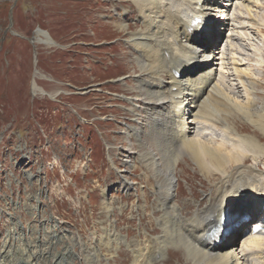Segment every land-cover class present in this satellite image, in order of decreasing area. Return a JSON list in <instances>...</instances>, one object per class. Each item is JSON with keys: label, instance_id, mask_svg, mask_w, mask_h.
Masks as SVG:
<instances>
[{"label": "rangeland", "instance_id": "374dc122", "mask_svg": "<svg viewBox=\"0 0 264 264\" xmlns=\"http://www.w3.org/2000/svg\"><path fill=\"white\" fill-rule=\"evenodd\" d=\"M64 1L0 0V142L2 139L0 151H3V153H0V249L11 231L14 230L17 237L19 231L26 226L28 228L36 227L37 234L28 231L22 232L21 237L29 245H34L37 240L48 241V235L57 233L62 239L59 244H55L52 248V254L61 256L62 264H68L69 262L70 264H85L84 261H79L78 257L85 255L87 249H82V246L77 243V236L89 239L90 235L94 234V237H98L101 234V228H108L110 225L101 212L100 190H97L96 194H92L89 199L82 197L78 199L79 201H75L76 199L69 201V199L62 198L51 200L35 197L33 195L34 188L32 187L33 179L30 175L34 158L32 142L35 139V130H38L39 133L42 128L47 130L45 131L46 143L43 147H37L38 150L39 148H45L49 138L57 135L62 138L64 137L63 134L68 136L69 141L66 140L65 142H71L70 146L75 144V136L79 137L80 151L81 148L91 150L93 162L91 166L95 168V175L98 176L100 189H105L108 197L112 199L110 222H116L122 232L128 229L130 239L140 240L144 233V226H151L153 228L151 233H156L157 228L153 226L150 216L143 214L141 209H138L141 218V225L139 226V216L134 209L139 207V203L134 199L132 188L137 190L138 187H141V184L143 185L145 198L148 202V211L153 210L155 207V197L151 193L150 186L143 183L144 178L140 167L132 172V175L128 178L127 182L133 185L128 189L125 188L123 192L120 189V192L115 193L116 187L125 185L120 180L119 174L114 172V174L110 173L106 176L107 173L104 172L107 169L106 160L103 157L106 146L105 142L101 140V136L107 143L112 141L121 147L126 145V135L125 140H123V136L120 134L121 118L125 111L114 107V104L118 103L117 101H122L120 100L123 94L122 89L132 95L133 99H138L137 101L142 109H149L153 106L143 105L144 102L140 99L145 98V96L138 83L139 79H133L134 76L140 75V81L149 80L146 72H143L146 67L142 65L141 61L135 57L137 55L133 54V50L129 48L131 38L127 36L128 32L130 30L134 32L135 26H140L137 12L133 9L131 0H105L110 7L103 0ZM218 1L222 5L226 3L221 2V0ZM60 3L62 7L58 6ZM65 4L72 11L79 10V22L73 12L71 17L66 14V11L70 10L65 8ZM81 4L83 7H87V20L84 19L83 13L80 16ZM229 4H232L233 7L234 1L232 0ZM232 7H230V13H233ZM252 7V14L257 16L255 20L259 30L250 32L251 35L247 37L248 40L246 36H242V42L236 38L232 42L237 46L240 44L239 42L242 43V46L244 45L242 52L236 55L241 61L238 62L240 64L239 69L250 70V74L244 72L249 75V81L252 79L257 84L253 89L257 106L261 107L264 105V69L259 72L254 62L248 63V66L244 64L247 62L246 59L253 56L254 53L259 56L264 65V32H261L264 31V0H254V6ZM109 9H112L115 14L113 22L106 21L99 16L103 12L108 19L112 20L110 11H105ZM122 9H125L127 13L125 15L126 23L131 24L129 29L118 24V14H122ZM130 14L132 15L129 16ZM238 14L244 18L241 11ZM214 20L219 23L217 17ZM85 22L88 24H85ZM241 22L246 24L245 21ZM59 23L63 27L65 26L66 29L58 27ZM221 24L220 21L214 28V31L218 34V37L216 36L218 40L216 50H213L214 55L212 58L210 57L211 69L215 74L220 69L219 56L216 53L222 48L226 37L229 39L228 31ZM37 28L47 29L49 32L48 37L55 45L43 44L39 41L38 39L43 38L38 34ZM237 33H240V31ZM29 38L34 41L33 48L27 42ZM118 40L121 41L120 44L123 41L127 52L125 54L124 48H122L117 56L121 57V62L124 63L130 73L126 76L128 85L122 86V89L119 85L122 82L118 78L119 71L112 67L116 65L114 60L109 58L111 65H108V59L103 58V53L109 54L111 49L120 50L119 45L110 46L112 42ZM86 43L88 50H86ZM66 50H69L71 54L67 53ZM84 51H86V55L83 56ZM100 58L103 60L101 61ZM226 58L227 60L224 63L228 64L230 63L228 59L233 57L230 53H227ZM98 60L100 64L103 62L101 67L98 66ZM139 66H143L141 70ZM68 67L77 70H68ZM229 67L233 68L234 66L229 65ZM43 74L50 78H43ZM228 74L231 76L226 78V82L229 84L236 83L233 69L229 70ZM111 79L114 80L111 81ZM62 81L67 84L72 83L80 89H74L68 85L61 87L55 84ZM245 82L241 83L238 80V83H236L235 96L240 101L246 98L243 89V86L247 83ZM33 83L42 88L43 92L52 100L57 93L62 91L64 95L62 94L57 98V101L61 104L59 105L57 101L51 102V99L47 100L46 96H43L44 93H37L33 99L31 96V85ZM101 84L106 85L101 88ZM112 86H114L115 92H113ZM36 91L38 90L36 89ZM122 102L124 103V101ZM57 105L64 107L59 109ZM123 105L125 106V104ZM71 108L78 109L80 116H82L80 125L78 123L74 124ZM36 114L37 119L33 118ZM95 115H102L104 118L101 117L99 121L94 122L93 117ZM152 115L157 116V113L145 110L142 116L144 120L148 121ZM189 121L190 119L186 120L187 123ZM226 122L233 126L238 133H247L259 138L261 144L264 145V136L261 131L253 128L250 123L242 119V116L239 115V118L229 116ZM57 128L59 129L56 130ZM51 129L52 131H50ZM119 135L121 136L117 137ZM142 139L145 140L141 144H133V146L135 145L133 150L141 149V153H146L155 147L156 141L153 137L143 134ZM56 141L53 150L55 152L60 149L65 150L60 146L58 147ZM40 145H43V141L38 143V146ZM78 154L75 151V155L78 156ZM110 154L116 156L117 153L110 150ZM41 155L42 162L49 160V151H41ZM178 163L180 168L175 171V179L178 181L180 188L176 192V202L183 207V213L189 216L197 209L196 206L199 204L201 209L204 208L205 198H203V192L207 195L214 193L213 186L220 177L213 178L211 175L207 176L205 173H201L199 166L187 155L180 156ZM263 163L264 158L259 159L256 167L264 173ZM251 164L253 162L248 160L247 163L243 164V169L249 171V168L254 166ZM230 170L234 171L233 163ZM27 171L28 174L25 173ZM151 174L154 175L153 172ZM92 175L89 174L83 178L84 183L81 188L85 191L88 190V185L92 182ZM75 180L80 184L78 177H75ZM149 181L153 183L152 179H149ZM42 186L43 184H40L39 187ZM67 193L70 194L68 190ZM138 197H140L139 201L142 206L140 190L138 191ZM132 204H134V208H131ZM256 204L255 202V204H250L247 207L250 211H253L257 208ZM11 218L17 220L12 221ZM18 220L21 222L19 223ZM14 222L17 223L18 229L12 225ZM45 230L47 232L43 233ZM70 238H74L75 242H68L69 248L63 249L60 244H63V240L69 241ZM15 245L17 248L19 247L18 244ZM45 247H48V245L45 244ZM20 248H24V246L20 245ZM179 249H170V258L166 264H191V262L184 259V251L180 255L181 251ZM69 250L71 255L66 254ZM114 256H117L115 259L117 264H128L130 262L129 254L122 249L117 250ZM100 262H103L102 258H100Z\"/></svg>", "mask_w": 264, "mask_h": 264}, {"label": "bare ground", "instance_id": "6f19581e", "mask_svg": "<svg viewBox=\"0 0 264 264\" xmlns=\"http://www.w3.org/2000/svg\"><path fill=\"white\" fill-rule=\"evenodd\" d=\"M226 1L230 0H221ZM131 2L137 12L140 26H135L134 32L132 30L128 32L127 36L131 38L129 48L146 67L143 72H146L149 80L140 81V75L134 76L133 79H139L138 83L145 96L140 99L144 102L143 105L153 107L142 109L138 99H133L132 95L122 89V86L128 85L126 76L130 74L121 62V57L117 56L125 47L123 41L121 44L119 40L112 42L110 46L119 45L120 50L111 49L109 54L103 53V58L114 60L116 65L112 67L119 71L118 78H123L119 83L123 101L135 108L127 110L133 126L127 128L130 132H126V146L129 148L125 151L132 152L134 143L141 144L143 134L153 137L156 141L152 150L137 155L139 161H129L126 173L134 172L139 167L142 170L143 183L150 186L155 197V207L153 210H147L148 202L141 184L137 190L132 188V194L139 207L134 208L132 204L131 208H134L139 216V226L141 218L138 209H141L143 214L150 216L157 231L151 233L153 228L144 226L140 240L130 239L128 229L122 232L116 222H110L112 199L108 198L105 190H101V212L110 225L108 228L102 227L98 237H94V234H91L89 239L77 236V243L82 249H87L86 254L78 257V260L84 261L85 264H117L115 261L117 256L114 255L117 250L122 249L129 254L128 264H166L170 258V249L180 248V255L184 251V259L191 264H264V237L250 239L248 233L241 236L245 223H239L234 227L220 245H212L207 241L211 229L224 218H233L255 202H258L259 206L264 205V173L256 167L259 159L264 158V145L259 138L247 133H238L226 122L229 116L239 118L240 115L264 136V105L257 106L253 89L257 84L252 79L248 80L249 75L245 72L250 74L249 69H239L240 60L236 57L244 46L241 43L242 36L250 37L253 30H259L255 20L257 16L251 11L254 6L253 0L238 2L237 5L241 6L238 12L241 11L244 18L238 13L233 15V18L239 19L236 25L228 27L229 23L233 22L231 18L221 22L223 28L228 27L225 30L231 32V35L229 39L226 37L222 48L216 53L220 60L217 74L211 69L210 57H213V50H216L218 34L214 31V25L208 22L213 16L211 12L214 11L222 15L221 19L224 12L228 16V10L220 7L224 5L218 0H131ZM107 6L110 7L108 4ZM227 6L229 3H225V7ZM122 10V14H118V24L129 29L131 24L126 23L127 13L125 9ZM105 11H110L112 20L103 12L99 16L113 22L115 14L112 9ZM194 17H201L205 22L204 26L191 28L190 22ZM241 21H245L246 24ZM238 31L240 33H237ZM234 38L241 41L238 46L233 44ZM45 39L51 44L47 38ZM123 51L126 54V48ZM227 53L233 58H229L230 63L225 64ZM246 60L244 65L248 66V63L254 62L259 72L264 69L263 62L257 54L253 53V56ZM229 65L234 67L230 68ZM143 66H139L140 70ZM232 69L236 83L238 80L241 83L247 82L243 86L245 102L235 96L237 84L226 82V78L231 76L228 74L229 70ZM36 89L37 86L33 85V91ZM145 110L154 111L157 116L152 115L151 119L146 121L142 116ZM188 119L190 121L187 123ZM130 138L133 139L132 143ZM182 155L189 156L199 166L201 173L211 175L213 178L220 177L213 186L214 193L207 195L203 192L204 208L201 209L199 204L189 216L183 213V207L176 202V192L180 187L175 179V171L180 168L178 159ZM248 160L252 161L251 165L254 166L246 171L243 164ZM232 163L233 172L230 170ZM151 172L154 173L153 176ZM25 173L28 174V171ZM149 179H152L153 183ZM123 182L127 184V189L133 185L126 180ZM139 190L142 206L138 197ZM118 192L119 188L115 193ZM12 225L18 229L16 222ZM23 231L38 233L36 227L27 226L19 231L17 237L14 230L11 231L0 249V264H62L61 256L51 252L55 244L61 242L60 235L50 234L48 241L37 240L34 245H29L21 237ZM46 232L47 230L43 231ZM235 240L236 244L231 248L235 249L227 251L228 244ZM73 241L75 242L74 238H70L69 241L63 240V244L60 245L66 250L69 248L68 242ZM15 244L19 245V249ZM45 244L48 247H45ZM20 245L24 248H20ZM238 247L241 249L240 257L235 256ZM66 254L71 255L70 250ZM100 258L103 262H100Z\"/></svg>", "mask_w": 264, "mask_h": 264}]
</instances>
